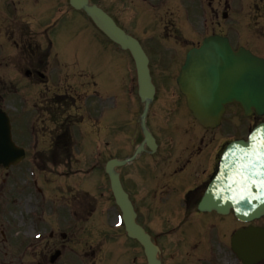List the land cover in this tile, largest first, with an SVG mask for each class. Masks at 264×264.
Listing matches in <instances>:
<instances>
[{
  "label": "flooded vegetation",
  "instance_id": "1",
  "mask_svg": "<svg viewBox=\"0 0 264 264\" xmlns=\"http://www.w3.org/2000/svg\"><path fill=\"white\" fill-rule=\"evenodd\" d=\"M209 5L213 7L212 33L227 37L234 50L244 47L264 59V0H210ZM172 37L177 38L176 35ZM25 49L26 56L32 60L39 56L35 48ZM25 67L30 71L29 79L39 81L38 73L47 74L44 62L41 67L33 62ZM40 85L45 88L42 91L44 98L35 102V115H32V134L36 138L27 140L21 132V143L26 145L29 142L34 150L31 167L38 169L41 165L43 171H48L44 183L34 181L37 193L34 195V213L48 223L45 243L29 246L34 264H145L141 250L126 236L124 229L113 231L108 227L107 220L119 214L118 209L115 206L109 209V201H104L101 195L91 198L83 194L86 188L82 181L71 184L69 172L77 164L72 163L67 142L65 145L57 141L61 136L66 140L68 125L84 121L87 113L82 114L87 105L84 104L85 97H80L78 109L81 114L77 120L70 114L71 105L77 98L67 91L71 87ZM155 88L146 127L157 148L151 152L144 146V152L119 171L121 180L135 206L146 205L144 212L137 209L139 216L175 214L189 222L193 219L199 221L200 228L183 229L172 241L171 249L177 251L176 258L165 252V243L159 244L163 264H170L164 261L165 256L176 264H211L213 259L204 258L210 236L208 231L212 226L219 227L218 233L224 240L231 232V225L216 222L213 214L195 211L202 191L216 171L219 150L216 134L213 130L202 129L192 119L176 87ZM126 112L130 113L129 119L121 121L119 107L106 112L96 110L95 135L100 171L104 168L105 153L117 158L131 156L143 142L134 112ZM38 137L47 138L51 144V147L48 144L47 151H50L52 164L39 163L37 155L42 152L44 144L38 141ZM100 178L102 181L101 175ZM168 202H173L175 208L166 212Z\"/></svg>",
  "mask_w": 264,
  "mask_h": 264
},
{
  "label": "water",
  "instance_id": "2",
  "mask_svg": "<svg viewBox=\"0 0 264 264\" xmlns=\"http://www.w3.org/2000/svg\"><path fill=\"white\" fill-rule=\"evenodd\" d=\"M70 4L75 9H83L98 28L113 42L119 44L122 49L130 51L136 67L139 96L147 107L152 98L153 88L147 69L148 61L139 44L118 29L101 10L95 6H88V0H70ZM177 82L182 93L187 98L188 107L192 111L193 116L204 126L216 127L224 110L223 106L232 101L239 102L246 113L251 108L258 113L263 111L264 66L262 62L247 56L237 57L232 55L226 41L219 38L205 41L200 50L190 52ZM238 147L239 145H232L230 149ZM256 148L262 152L260 144H257ZM228 153L226 155L227 159L223 163L221 179L225 180L226 170L229 169L230 172H233V182H240L242 177L252 182L253 178L250 177L251 174L247 171V168H252L245 166V169L243 164L251 160L255 161L257 157L251 156L245 159V162H238L236 159L229 161L228 156H231V153ZM17 156L18 152L10 143L8 120L5 115H0V163L5 165L15 163L16 160L14 159ZM258 159L260 161V158ZM118 164L121 165L124 162H109L106 172L109 175L111 189L116 202L123 212L126 229L129 235L136 238L145 248L148 264H159L156 260V250L151 245L149 238L134 223L135 215L130 203L121 189L117 175L113 173V168ZM263 166L258 167L257 172L264 171ZM251 189L254 192L253 195L259 194L256 198L257 202L251 200L250 204L246 203V205L247 208L259 205L256 209L249 208L252 211L251 214H255L254 218H257L264 213V184H259V186L252 185L249 190ZM245 241L247 243L248 260H250L252 253L256 256L259 251L258 247L264 246V231L249 227L246 231L233 238V251L239 257L242 254L241 243L245 244Z\"/></svg>",
  "mask_w": 264,
  "mask_h": 264
},
{
  "label": "rangeland",
  "instance_id": "3",
  "mask_svg": "<svg viewBox=\"0 0 264 264\" xmlns=\"http://www.w3.org/2000/svg\"><path fill=\"white\" fill-rule=\"evenodd\" d=\"M59 1L60 2H58V4L57 3L55 4L56 10L59 7L61 8L62 6H66V0H59ZM112 1H114V3ZM112 1L111 0H101V2L106 7H108L111 13L117 14L120 21L122 23H125V15L119 11L118 6L115 3V0H112ZM144 1L147 5H149V8L155 12L160 11L164 5H167V4L176 5L182 10V12L184 13L186 17H189V10H193L196 8L195 3L197 0H144ZM53 4H54V0H0V8H3L4 11L6 12V13L3 12V14L0 15V17H2L3 19L6 18V19H11V20L18 19V14L15 11H13V8L16 5L19 10L21 9L28 10L22 13L23 15L22 18L24 20H29L33 18L35 21H38V20L49 21L53 17L55 20L56 19L61 20L60 26H61L62 32L68 29L69 25L75 24L77 27L71 28L69 33L63 35V38H65L66 40H71V42H65V43L62 42L61 44L59 41L56 42L57 49L60 50V52H57V53L60 55L62 62L66 64L73 62V64L70 63L71 65L77 64L76 66L70 65L71 73H75V71H79L82 68L84 71H86L85 69H87L88 72L95 74L96 78H100L102 75V79H103L102 86L104 84L106 85L105 76L108 73L106 70V64L103 62V60L105 59L106 61L107 57L105 58L106 56L104 55L105 53L103 54L102 53L103 51L100 50L106 46L101 45L100 39L95 38L93 35H91L90 31L87 30L86 27H84L85 19L83 15H80L81 17L70 16L68 17L69 20L67 21L66 20L67 17L64 19L66 14H63L64 11L66 13V10L62 8V10H60L59 12L60 14H58V12L53 11L52 9ZM182 29H189V28L187 26H182ZM206 30H203V31H206ZM15 33L14 34L9 33V37L11 41L8 39V42H7L6 37L4 39L0 38V45L2 46V48H4L2 54H0V105L3 104V102H1V97H2L1 90L3 89L2 84L10 83V82H18V83L20 82L21 83L22 81L24 87H34V86H31V83L29 84L27 81H25L24 77L19 75L17 72L18 71L17 66L21 58H17L18 56L17 51H16L17 49L12 47V44L16 41ZM55 41H56V38H55ZM147 46H149V44H147ZM170 46H173V45H169V43L165 45V48L163 51H168V52H165V55H163V57L172 56L174 58L172 60V64H173L172 69H173L174 66L176 65L178 55L174 54L177 52L176 49L168 50ZM90 49H91V52H90ZM54 50L56 52L55 48ZM160 51H162L161 48H160ZM114 56L116 57L110 59L109 62L106 61V63H108L107 64L108 71L112 73L116 72L120 76L121 81H118V85L120 87H131L132 86L131 78L133 77V67H132L130 57L127 54L125 56V54L121 53L120 51L118 52L117 55L114 54ZM158 61H159L158 57H156L152 53V64H153L154 71L155 69H157ZM168 61L169 59L168 60L166 59L165 63H167ZM52 70H53V76L55 78L54 73L57 74L56 69L52 67ZM66 71L67 73H69L68 70ZM168 72L169 70L166 73ZM64 73H66L65 70L62 72V74ZM70 78L72 80L69 81L68 76L66 77V80L62 78V75L60 76L61 82L63 81L66 84L74 83V84L80 85L82 83L78 77L73 78L72 76H70ZM109 83H107V85ZM167 87H171V86L168 85ZM101 94L103 97H106V98H110L113 95L112 91L109 90L108 88L106 89L103 88ZM126 99L131 100L132 98L130 99L128 96H126ZM11 100H15L14 95H12V97H8V104H3V108L4 110L8 111V113L13 117L14 122H15L16 121L15 113L12 110V108L14 107V104L10 102ZM231 112H233L232 109H231ZM229 115H230V112H229ZM240 118L241 117L239 115H236V118L235 116H230L229 120L232 123L239 124V122L237 121H240ZM80 127H81V131L83 132L84 136L86 137L95 136V135L89 134L95 131L91 125L86 126L85 124H83ZM233 131L235 130L233 129ZM217 134L221 136L225 134L224 126L222 129L217 131ZM231 136H234L233 133ZM92 143L93 142H91L88 138H83V140H81V143L79 144L80 150L78 152L74 150V153H77L75 158L78 160V163L88 164V165H95L97 163L94 150L92 148L94 147L92 146ZM19 176H20V169L16 168L10 174V179L8 181L6 190H11V187H9V185L17 184L15 180ZM90 176L91 175L89 174V172H87L85 175V178L89 179ZM2 178H3L2 173L0 172V183H1ZM80 181L84 183L83 180H80ZM101 192L103 193L104 197L109 196L108 187H106L105 184H104V187L101 188ZM14 193L16 194V192ZM3 195L6 198V194H3ZM0 199H2L1 195H0ZM14 206H15L14 202L7 204V209H8L7 212H11ZM0 215H1L0 216V261H6L7 264H11L9 262L11 261V262H14L13 264H15V261L18 260V258H16L15 255H19V251H14L13 247L19 248V244H20V240H17V238H15V235L20 231L19 221H18V216H19L18 208L14 209L13 213L11 214L13 219H15V222L13 220L12 225L10 223V216L6 217L5 216L6 214L4 215V213H1ZM254 224L264 227V218L256 221ZM47 226H48V223H45L43 225L41 224V222L39 223L38 221L33 220V218H31V223L28 226V230L33 229V230H41L42 232H44L46 231ZM10 229L13 232V233L11 232V245H13V247H11L10 242H9ZM31 234L33 233L31 232ZM6 240H8V242H5ZM30 241L35 242L34 240H30ZM22 249L23 247H21L20 251ZM28 259L23 258V261L25 263H29Z\"/></svg>",
  "mask_w": 264,
  "mask_h": 264
},
{
  "label": "bare ground",
  "instance_id": "4",
  "mask_svg": "<svg viewBox=\"0 0 264 264\" xmlns=\"http://www.w3.org/2000/svg\"><path fill=\"white\" fill-rule=\"evenodd\" d=\"M237 152H240V151H235V153H237ZM254 155H255V154H254ZM258 156H259V154H257V158L255 159V161H258ZM246 157H247V156L242 157V158H241V162H245V158H246ZM229 186H230V184H224V185H223V192H222V190H221V192L218 193V194H223L224 197H227V195L230 194ZM218 196H219V195H218Z\"/></svg>",
  "mask_w": 264,
  "mask_h": 264
}]
</instances>
